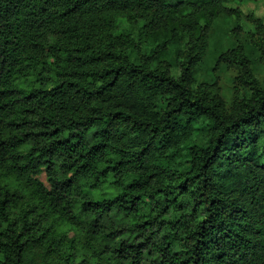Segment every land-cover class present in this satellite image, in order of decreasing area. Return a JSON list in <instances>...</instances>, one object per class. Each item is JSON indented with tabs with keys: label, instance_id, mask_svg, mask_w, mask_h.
Returning <instances> with one entry per match:
<instances>
[{
	"label": "clouds",
	"instance_id": "clouds-1",
	"mask_svg": "<svg viewBox=\"0 0 264 264\" xmlns=\"http://www.w3.org/2000/svg\"><path fill=\"white\" fill-rule=\"evenodd\" d=\"M37 13L0 28V264H264V0Z\"/></svg>",
	"mask_w": 264,
	"mask_h": 264
},
{
	"label": "trees",
	"instance_id": "trees-1",
	"mask_svg": "<svg viewBox=\"0 0 264 264\" xmlns=\"http://www.w3.org/2000/svg\"><path fill=\"white\" fill-rule=\"evenodd\" d=\"M51 2V0H48ZM112 3L116 7H132L133 5L139 7L144 0H112ZM39 7V0H0V28H4L11 31L13 24L19 27L27 28L30 24L35 22V17L38 14L37 9ZM9 21H13V24H9ZM7 63V61H5ZM6 75L4 72L3 65H0V77ZM4 94L0 93V99H2ZM226 102V101H225ZM38 103L37 101L33 102ZM7 107V105H5ZM177 132H182V128H177ZM238 135V133H233L225 142L223 147L219 152V159L215 162L208 159L207 155L201 156L200 160L209 165L206 172H203V175L211 178V183H217L222 176H224L225 170L219 168L220 164H228V161L225 159L228 156L233 157V164L235 163V157L239 153V148L234 150L233 145V136ZM175 138V137H174ZM242 166V165H240ZM245 176L239 172H235L234 176L228 177L224 180L223 186H230L237 181L243 182ZM121 208L129 209V214H131L130 209L133 207L131 202L126 205H121ZM138 207V206H137ZM228 207L227 200L223 204H217L214 209H211V215L208 220L205 222V225L202 227V238L206 241H216L217 237L220 235L222 230L225 228V218L221 215L222 209ZM166 211V209H165ZM167 222H161L159 225L150 223L149 227H157L158 230H162L166 226ZM140 225H136V228H140ZM146 231L148 229H145ZM219 242V241H217Z\"/></svg>",
	"mask_w": 264,
	"mask_h": 264
},
{
	"label": "rangeland",
	"instance_id": "rangeland-1",
	"mask_svg": "<svg viewBox=\"0 0 264 264\" xmlns=\"http://www.w3.org/2000/svg\"><path fill=\"white\" fill-rule=\"evenodd\" d=\"M250 10V8L245 7L242 9V11L244 12H248ZM219 82L222 85H225V101L228 102L230 100V96L228 94V89L226 87L227 82L231 79V74L230 73H224L223 76L221 78H218Z\"/></svg>",
	"mask_w": 264,
	"mask_h": 264
}]
</instances>
